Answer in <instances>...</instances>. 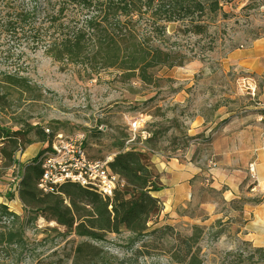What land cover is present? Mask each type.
<instances>
[{"label": "rangeland", "instance_id": "374dc122", "mask_svg": "<svg viewBox=\"0 0 264 264\" xmlns=\"http://www.w3.org/2000/svg\"><path fill=\"white\" fill-rule=\"evenodd\" d=\"M221 4L215 18L206 19L208 34H186L178 31V23L167 25L169 39L161 44L179 51L184 63L173 68L157 67L159 79L152 85L137 78L129 82L112 80L108 72H102L101 79H86L81 67L63 66L27 39L0 37V124L18 129L23 121H28L56 132L83 131L88 136L87 152L105 158L115 155L116 138L128 137V120L143 112L148 118L145 130L157 132L151 148L165 157L179 156L180 161H187L188 155L200 162L204 184L197 188L198 198L181 209V214L190 217L165 220L155 226L170 223L176 231L188 235L193 224L204 225L206 233L199 243L204 264H221L239 254L245 257L254 247L264 246V240H260L264 239V201L254 202L264 198V184L252 179L240 189L238 197L230 199L232 195L225 196L226 188H214L207 180L204 156L212 153V133L220 126L205 134L206 124L197 122V117L219 119V110H228V119L244 125L264 110V0H224ZM4 73L26 77L30 89L10 84ZM22 90L25 94H21ZM38 145L39 149L17 154L20 162L27 161V156H37L44 143ZM136 147L141 153H153L142 145ZM18 173L19 167H5L0 155V201L23 215L25 210L16 191ZM10 188L15 191L12 200L5 197ZM211 199L217 202L220 219H207L206 209L198 203ZM238 206H242L239 223L233 212ZM194 215L195 223L191 219ZM26 238L27 247L18 249L22 253L18 263L14 261L17 251L8 255L1 247L0 263H48L63 249L68 251L73 240L85 239L67 234L64 226L42 216L26 225ZM131 238L128 231L109 233L104 244L110 252L122 256L131 252ZM144 239L150 244L139 264H168L174 239ZM140 244L137 242L134 247Z\"/></svg>", "mask_w": 264, "mask_h": 264}, {"label": "trees", "instance_id": "16d2710c", "mask_svg": "<svg viewBox=\"0 0 264 264\" xmlns=\"http://www.w3.org/2000/svg\"><path fill=\"white\" fill-rule=\"evenodd\" d=\"M222 1L0 0V37L27 39L63 66L81 67L86 79H101L102 72H108L112 80L129 82L137 78L152 85L159 79L157 67L173 68L184 63L179 51L161 44L169 39L167 25L178 23V31L186 34H208L206 19L215 18L222 9ZM3 75L10 84L30 89L26 77ZM261 113L264 115V110ZM147 131L150 136L143 146L156 151L150 143L157 132ZM56 133L49 126L28 121H23L18 129L0 124V155L5 167H19L16 191L25 210L20 215L0 201V247L8 255L27 247L26 225L42 216L64 226L67 234L85 239L73 240L68 251L63 249L51 262L38 264H139L140 257L148 254L150 241L144 239L147 236L174 239L168 264H204L199 245L206 233L204 225L193 224L188 235L176 231L170 223L155 226L169 219L161 200L152 194L161 188L157 171L154 165L141 160L136 145L126 143L129 132L125 140L116 138V153L109 162L110 169L124 179L112 197L105 198L72 181L59 185L53 192H43L38 187L42 174L36 163L39 154L24 163L17 154L34 143L51 141ZM87 141L86 134V149ZM5 197L12 200L15 191L10 188ZM263 201L264 198L254 200L256 204ZM238 209L242 206L235 211ZM178 211L181 213V209ZM122 231L132 236L131 252L118 256L104 242L109 233ZM137 242H141L140 246L134 247ZM233 257L221 264H250L254 258L255 264H264V246L254 247L245 257ZM21 258L22 253L18 252L15 263Z\"/></svg>", "mask_w": 264, "mask_h": 264}, {"label": "crops", "instance_id": "0c3cea01", "mask_svg": "<svg viewBox=\"0 0 264 264\" xmlns=\"http://www.w3.org/2000/svg\"><path fill=\"white\" fill-rule=\"evenodd\" d=\"M219 114L222 115L219 119L207 120L204 116H199L197 122L206 124L205 134L211 128L220 126L214 132L212 141L210 138L208 141H211L209 148L217 160L216 167L209 168L208 164L206 165L208 178L212 187L226 188L224 190L226 198L232 195L230 199H234L238 197V192L241 188H244L246 182L254 179L253 181L264 184V115L260 113L255 120H247L242 125L240 121L236 122L237 120L228 119L231 114L228 110H219ZM218 121L222 122L219 123ZM40 143L32 144L25 154L29 149H39L37 144ZM148 150L153 153H140V158L145 164L154 165L157 171V179L161 188L152 194L161 200L164 213L169 216L168 220L171 222L178 217H190L188 214L179 213L178 210L187 207L192 200L198 198L197 188L199 185L204 184L200 178L204 175L200 162L191 160L188 155H185L187 161H180L177 157H165L159 152ZM27 157L30 159L35 156L30 155ZM250 165L255 168L254 178L250 171ZM198 203L201 208L206 209L207 219L211 216L214 219L222 217V214L216 210V200L211 199L199 201ZM241 211V209L233 211L237 222ZM195 217V215L191 216V219ZM193 220L195 223V219Z\"/></svg>", "mask_w": 264, "mask_h": 264}, {"label": "built area", "instance_id": "2783aa9c", "mask_svg": "<svg viewBox=\"0 0 264 264\" xmlns=\"http://www.w3.org/2000/svg\"><path fill=\"white\" fill-rule=\"evenodd\" d=\"M147 121V115L143 112L128 120L130 136L126 140L127 144L144 145V141L150 136L145 130ZM47 132L49 133L50 129H47ZM85 139L86 134L82 131L69 134L58 132L51 141L44 143L36 160L42 169L38 187L43 192H53L59 185L72 181L106 198L112 197L114 191L124 184V179L109 167L112 156H107L104 160L92 158L84 146ZM204 157L209 168L217 166L213 153H208ZM250 171L254 178L253 165H250Z\"/></svg>", "mask_w": 264, "mask_h": 264}, {"label": "bare ground", "instance_id": "6f19581e", "mask_svg": "<svg viewBox=\"0 0 264 264\" xmlns=\"http://www.w3.org/2000/svg\"><path fill=\"white\" fill-rule=\"evenodd\" d=\"M260 240H261V241H263L264 239H263V238H261ZM260 240H259V241H260Z\"/></svg>", "mask_w": 264, "mask_h": 264}]
</instances>
